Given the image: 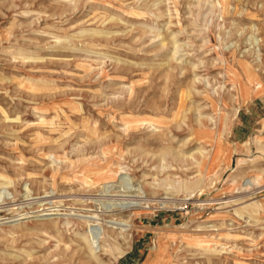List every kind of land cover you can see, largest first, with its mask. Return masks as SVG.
I'll return each instance as SVG.
<instances>
[{"label": "rangeland", "instance_id": "rangeland-1", "mask_svg": "<svg viewBox=\"0 0 264 264\" xmlns=\"http://www.w3.org/2000/svg\"><path fill=\"white\" fill-rule=\"evenodd\" d=\"M0 264H264V0H0Z\"/></svg>", "mask_w": 264, "mask_h": 264}, {"label": "bare ground", "instance_id": "bare-ground-1", "mask_svg": "<svg viewBox=\"0 0 264 264\" xmlns=\"http://www.w3.org/2000/svg\"><path fill=\"white\" fill-rule=\"evenodd\" d=\"M145 8V7H144ZM111 21V20H110ZM114 22V21H113ZM94 33H99V32H94ZM164 40V39H163ZM161 45H160V48H162L163 46H166L167 45V42H164V41H162L161 40V43H160ZM207 96V95H206ZM207 98H210L209 96H207ZM187 100H189V99H187ZM181 101H182V99L180 98V103H181ZM188 102V101H187ZM77 105V104H76ZM217 105V104H216ZM217 107V106H216ZM122 120H123V122H124V126H125V129H124V131L125 130H128V129H130V128H136V127H138L139 125H142V123H147V124H150L149 126H152L153 125V122L154 123H159V124H161L163 121H164V118H162V117H135V116H130V115H123L122 117ZM71 121V120H70ZM152 121V122H151ZM196 123L198 124V125H201V118H196ZM57 125V124H56ZM155 127V126H154ZM52 128L53 129H55L53 126H52ZM197 130H199V131H201V132H199L200 134L202 133L203 135L202 136H207V134L206 133H213L212 131H204V130H202L201 128H197ZM196 130V131H197ZM91 132H95V130L94 129H92V131ZM167 135V134H166ZM202 138V137H201ZM220 141H221V139L219 140H216V146H217V149H216V151L218 150V144L220 143ZM164 150H166V151H169V152H172L173 154H174V156H176V158L177 157H180L181 158V156L182 157H187V156H183V155H181L180 153H179V151H177V150H174V149H170V148H164ZM216 154V153H215ZM215 156V155H214ZM213 156V157H214ZM188 157H189V155H188ZM179 158V159H180ZM84 167H87V171H86V173H87V175H90V176H92L91 178H87L86 176H85V182H86V184L88 183V186H89V184H93L94 182H96V181H101L102 179H103V177H105V179L107 178V177H112L113 175H116V174H125V172H123V171H121L120 169L121 168H119V170L117 171H115V172H113V173H110V174H105V175H103L102 173H100L99 174V172L103 169V168H101V169H96V170H91L92 169V167H90L89 165H84ZM94 167V166H93ZM89 168H91L90 170H89ZM83 169V168H82ZM83 179V178H82ZM128 178H126V177H122L121 178V181H124L125 183H127L128 182V180H127ZM246 185H251V181H246V183H245ZM133 192H135V194H133V195H127V200H126V202H125V204H131L130 205V207L131 208H145L146 207V205L145 206H143V204H147V203H149V202H151L153 199H148L147 197H146V194L144 193V195H142V191H140V190H138V191H133ZM55 197H57V195H54ZM190 196V195H189ZM133 197V198H132ZM44 199H43V201L44 200H47L48 198H50L51 199V196H46V197H43ZM59 198V197H58ZM87 198H88V196H87ZM190 197H188V199H189ZM49 199V200H50ZM91 199V198H90ZM171 198H169V197H161L159 200H161L160 202H158L157 204H158V206L159 207H164V206H166L167 205V203H169ZM40 200V199H39ZM142 200V201H141ZM144 200V201H143ZM31 201V200H30ZM36 202H37V200H35ZM85 201V199L84 200H82V199H78L76 202L77 203H73V205L74 204H76V206H77V204H80V205H85V204H83V202ZM27 202V201H26ZM32 202V201H31ZM34 202V201H33ZM32 202V203H33ZM29 203V202H28ZM21 204V203H20ZM45 204H49L48 202H46ZM150 204V203H149ZM118 205V204H117ZM117 205H115V204H113L112 206L115 208ZM12 206V205H11ZM40 206V205H39ZM54 206V205H53ZM53 206H49V207H45V208H43V209H40V211L42 210V211H45V210H52V207ZM75 206V207H76ZM111 206V207H112ZM119 206V205H118ZM117 209H115V210H120V208H118V207H116ZM146 208H148V207H146ZM73 209V210H72ZM82 209V208H81ZM65 210H68L69 212H72L73 211V213L71 214L72 216L74 215V212H76V211H78V212H84V213H86V211H84L83 209V211L82 210H76V209H74V208H68V209H65ZM88 212V211H87ZM70 214V213H69ZM88 214V213H87ZM74 216H79V217H83V218H85V221H83V223L85 224V226H86V228H88V230H87V232H88V234H89V236L87 235V238H89L88 240L89 241H86V242H89V244H90V246H91V241L93 240V237H95L96 236V226H97V220H100L98 217H96V216H98V214L97 213H90L89 215H74ZM124 223H115V224H119V225H121V226H131L130 225V223L129 224H127L126 223V221H123ZM103 223V222H102ZM105 225V224H104ZM53 227H55V223H54V225H53ZM98 229V228H97ZM122 231H125V229H121ZM90 232V233H89ZM105 232V231H104ZM107 234V233H106ZM93 237H92V236ZM13 236V235H12ZM101 236V235H100ZM63 237L64 236H62V239H63ZM99 237V236H98ZM104 237V236H103ZM109 238V237H108ZM61 239V240H62ZM85 239V238H84ZM127 239H128V237L127 236H125L124 235V237H123V241L125 242V241H127ZM94 241V240H93ZM93 241H92V243H93ZM122 242V241H121ZM196 242L197 243H200L201 244V239H197L196 240ZM110 244V243H109ZM129 245V244H128ZM108 246H110V245H108ZM91 248H92V246H91ZM123 248V247H122ZM93 249V248H92ZM109 249H111V248H109ZM105 250V249H104ZM113 253V252H112ZM122 253V249H117V253L115 254H113L112 256H113V259H116V257L119 255V254H121Z\"/></svg>", "mask_w": 264, "mask_h": 264}]
</instances>
